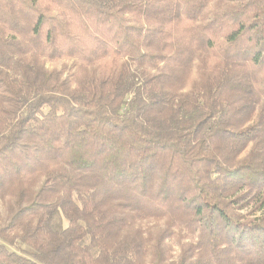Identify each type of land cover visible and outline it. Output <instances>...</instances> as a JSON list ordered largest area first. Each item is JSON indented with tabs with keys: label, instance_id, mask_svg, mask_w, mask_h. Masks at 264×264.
I'll use <instances>...</instances> for the list:
<instances>
[{
	"label": "trees",
	"instance_id": "obj_1",
	"mask_svg": "<svg viewBox=\"0 0 264 264\" xmlns=\"http://www.w3.org/2000/svg\"><path fill=\"white\" fill-rule=\"evenodd\" d=\"M0 198V264H264V0H0Z\"/></svg>",
	"mask_w": 264,
	"mask_h": 264
},
{
	"label": "rangeland",
	"instance_id": "obj_2",
	"mask_svg": "<svg viewBox=\"0 0 264 264\" xmlns=\"http://www.w3.org/2000/svg\"><path fill=\"white\" fill-rule=\"evenodd\" d=\"M75 58H63V59H57V60H46V65L49 68H65L68 72V69L74 66ZM7 212V200L5 201L3 198H0V223L3 221V219L6 216ZM155 220L152 219H145L141 221V224L143 225V228H146L148 226H151L155 223ZM64 223H67L64 220ZM192 240V236L188 235L187 232L180 233L176 231V234L168 239V244L171 247V254L176 258L178 254L180 253V250L182 246Z\"/></svg>",
	"mask_w": 264,
	"mask_h": 264
}]
</instances>
